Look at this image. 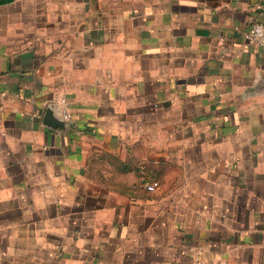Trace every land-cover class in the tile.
<instances>
[{
  "label": "crops",
  "instance_id": "crops-1",
  "mask_svg": "<svg viewBox=\"0 0 264 264\" xmlns=\"http://www.w3.org/2000/svg\"><path fill=\"white\" fill-rule=\"evenodd\" d=\"M254 22L264 0H0V264H264Z\"/></svg>",
  "mask_w": 264,
  "mask_h": 264
},
{
  "label": "built area",
  "instance_id": "built-area-1",
  "mask_svg": "<svg viewBox=\"0 0 264 264\" xmlns=\"http://www.w3.org/2000/svg\"><path fill=\"white\" fill-rule=\"evenodd\" d=\"M244 37L247 41L261 45L264 48V23L254 22L250 28L244 33ZM59 115L65 120H71L72 114L69 108L67 98L62 97L58 101ZM144 166L141 172V182L148 191H154L158 188V181L151 180L144 172Z\"/></svg>",
  "mask_w": 264,
  "mask_h": 264
},
{
  "label": "water",
  "instance_id": "water-1",
  "mask_svg": "<svg viewBox=\"0 0 264 264\" xmlns=\"http://www.w3.org/2000/svg\"><path fill=\"white\" fill-rule=\"evenodd\" d=\"M44 122L51 127H61L65 123L58 118L51 109H48L44 116Z\"/></svg>",
  "mask_w": 264,
  "mask_h": 264
}]
</instances>
